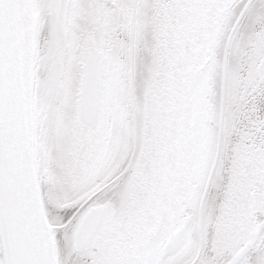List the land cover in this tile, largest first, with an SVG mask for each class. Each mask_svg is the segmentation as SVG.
I'll return each instance as SVG.
<instances>
[{
    "label": "rangeland",
    "instance_id": "obj_1",
    "mask_svg": "<svg viewBox=\"0 0 264 264\" xmlns=\"http://www.w3.org/2000/svg\"><path fill=\"white\" fill-rule=\"evenodd\" d=\"M98 1L80 0L78 11L72 8L68 15L65 34L58 15L60 0H36L45 23L36 53L61 57L58 71L68 63L67 56L72 55L76 42L102 48L104 35L111 34L112 45L100 116L91 127H83L78 121L75 68L70 67L68 77L61 80L55 73L40 74L38 61L34 102L38 113L40 107L47 109L40 114L44 120L37 119L38 134L46 128L44 142L50 155L47 198L51 196L53 205H69L79 187L85 192L91 187L92 182L82 180L79 185L81 180H76L82 179L85 170L99 171L103 178L125 159L127 164L131 161L125 172L131 173L130 187L143 195L142 201L134 197L141 203L143 219H154V208L165 204L175 203L177 210L179 202L187 199L190 179L189 193L195 205L201 195L198 186L200 181L205 182L216 146L222 36L238 12L233 16L232 8H226L230 0H137L136 9L141 12L147 2L151 11L157 5L159 11L148 12V19L136 13L129 52L130 4L117 3L125 12L124 19L117 14L103 18L97 8L104 6ZM235 31L228 52L218 158L203 205L202 219L217 222L214 227L208 226L210 232L214 231L212 246L216 254L210 255L207 264H216L221 253L227 259L264 215V132L251 141L253 124H264V110L259 105L264 96V0L251 3ZM205 40L220 46L215 52L207 44L210 60L204 71H197ZM145 111L149 115L146 118ZM73 145H81L77 167L70 155ZM44 182L43 178L42 195L47 189ZM121 182H126V176ZM243 187L249 199L250 191H254L251 203L255 214H251L255 220L251 222L246 220L250 209L241 208L245 203L240 195ZM231 206L237 207L235 214ZM74 222L56 236L62 242L65 264H85L83 259L88 255L75 254L70 247ZM248 264H264V229Z\"/></svg>",
    "mask_w": 264,
    "mask_h": 264
},
{
    "label": "water",
    "instance_id": "obj_2",
    "mask_svg": "<svg viewBox=\"0 0 264 264\" xmlns=\"http://www.w3.org/2000/svg\"><path fill=\"white\" fill-rule=\"evenodd\" d=\"M254 0H247L226 37L221 65L220 102L216 150L206 185L201 195L199 211L212 177L219 152L222 127L224 86L228 48L233 33ZM69 0H61L59 20L63 28ZM136 0H132L129 52L133 48ZM33 0H0V248L3 264H59L56 257L55 226L44 213L38 173L43 168L41 153L35 165V123L32 119L33 57L36 36ZM209 61L206 57L197 71ZM106 57L92 49L85 57L82 81L77 91L78 116L82 124H95L100 110L106 75ZM37 149V145H36ZM108 206L98 205L82 216L74 234L73 249L84 252L101 232ZM192 218L172 232L164 244L163 254L173 252L181 244ZM264 229V215L239 250L223 264H240L253 250ZM190 262L189 264H192Z\"/></svg>",
    "mask_w": 264,
    "mask_h": 264
},
{
    "label": "flooded vegetation",
    "instance_id": "obj_3",
    "mask_svg": "<svg viewBox=\"0 0 264 264\" xmlns=\"http://www.w3.org/2000/svg\"><path fill=\"white\" fill-rule=\"evenodd\" d=\"M75 1L74 2L76 3V5L73 2V0H69L68 3L65 26L63 28L61 27L65 34H67L69 29V25L67 24V22H68V15L71 9L74 8V10L77 11L79 9L78 3L80 0H75ZM118 1L121 3L123 1V4L124 2L130 4V11H129L130 14L129 24H130L131 16H132V0H99L98 3L103 4L105 11L102 12V7L99 6L97 8L98 13H100L103 16V18L107 16L109 17L112 14L115 15L117 14L120 19H124L123 15H125L124 14L125 12L123 9H119L117 7ZM37 3L36 0H34L37 28H36V36H35L34 63H33L34 66L33 97L35 98L36 95V68L38 66V61H39L40 73L42 74L52 73V75H54L55 73L54 76H58V78L60 77L61 80H63V78L68 77V73H69L68 71L70 70V67L73 69L75 68L74 71H76L75 74L77 75L75 76L74 79V81L77 84L76 85L77 88L75 90V98H77V90L79 88L80 82L82 81V74L84 72V61L86 54L90 50L95 48L101 50L103 54L106 56V78H105V82H106L107 73H108L107 63L109 61L108 49L112 48L110 40H108L109 37L106 36L104 37V43L102 44V48L94 47L91 45L83 46L81 42H76L74 44V51L72 55L71 56L68 55L67 56L68 58L66 59V61L68 63H71L72 65L70 66L69 64L67 66L68 63L66 64V66L61 65L59 71H58L59 69L58 65H59V61L61 62V57H59L57 54L55 55L52 54L51 56H47L44 55V53H42V55L39 56V54L36 53V44L38 40L40 42L43 38L41 34L42 32L41 28L44 27L43 25L45 24L44 16L42 15L43 14L42 9L41 7L39 9V7L36 6ZM136 5H137V0L135 4V9L137 8ZM60 6H61V0L58 6V12H60ZM58 12L56 10V15ZM75 15H77V12L75 13ZM135 18H136V14L134 15V19ZM66 68L68 69L66 70ZM47 70H50V72H46ZM34 98H33V105H34ZM33 105H32V109L34 116L35 108ZM253 125H254L253 128L254 130L251 141H255L256 139H258V137H260L264 132L263 123L260 125H255V124ZM45 145L47 146V144ZM75 147H76L75 145L72 146L71 154L70 153L69 154L73 156L74 167H77V164H79L81 145H78L77 148ZM43 154H42V158L44 162L43 168L38 172V174L40 181H42L44 178L45 180L44 184H47V173L50 167V155L48 156L47 149L43 151ZM121 162H125V163L123 165L121 164L122 166L119 164L117 168H114V170H110V172L103 178L101 177L102 175L100 174L101 172L95 171L93 173L92 183L95 180L96 183L93 184V187H92V183L91 184L89 183L91 187H89L86 192L83 190V188L79 187L77 193L73 195L72 203H70L69 205L67 204L65 205L63 203L60 205L59 204L53 205V199L51 198V196H48L47 198V195H45L46 200L44 201L45 202L44 207L45 210H48V212L49 210L53 209L54 211H56L57 214L61 216L63 213L68 212L70 206L72 208L74 207L73 208L74 210L72 211V215L69 218H67L66 223L70 224L71 222L75 221L74 222L75 228L77 227L81 216L85 213L87 209L93 206L104 205V204L108 206L103 228L101 232L95 235L94 242L89 247V249L81 253L74 251L73 252L75 254H81V255L86 253L88 256L85 259H83L85 264H189L193 260L194 262L192 264H196L199 261L200 264H207L209 257H211L210 255L216 254L212 246L214 231L210 232L208 226L214 227L217 224V222L216 223L214 221L208 222L206 219H202V215L204 218V212H205L203 210L204 202L201 211H199V203H200L199 198L197 204L193 205V202L191 203L192 197L191 194L189 193L192 187L190 181L191 179L189 180L187 199L179 202L180 206L178 207L177 210H175V205H174L175 203L165 204L166 207L164 205L158 206L154 208L156 210L157 218L155 217L156 219L154 218L152 220H146L143 219L142 206L140 201H138L139 199L141 200V196L143 195H139L140 193L137 194L134 193L131 189L132 187H130L129 191H132V194L128 197V199L136 200L137 203L135 205H133L132 203H126L127 197L123 195L124 194L123 188L125 185H128L127 180H129L130 178H128L129 174L125 173L127 171V160L122 159ZM90 173L91 172L89 170H85L84 173L82 174L83 176L82 179L81 178L76 179V180H81L78 181L80 183L79 185H82V180L90 176ZM125 176H126V182H121L123 180V177ZM206 179L203 185L200 181V184L198 186V190L199 188L202 187V189H200L201 192L203 191V188L205 186ZM109 187L110 190L113 189L111 190L112 192H105L104 189H109ZM46 188L47 189L45 191L46 193H48V189L50 190V183L49 185L47 184ZM240 190H242L240 195L244 196V198L242 197V201L245 202L241 205V208L247 206V208L250 209V214L246 216V220L247 221L249 220L251 222V219L255 220L251 214V213L255 214L254 202L251 203V199L253 200L254 197V191L252 190L250 191L249 194L251 195V199H249L246 197L245 188L244 187L242 189L240 188ZM134 197L137 198L138 200L135 199ZM231 207L232 209L230 210L235 214L238 211L237 207L236 206L234 208L233 206ZM176 211H178L177 214ZM162 213L164 215L161 218ZM187 215H192V218L185 230L183 241L173 252L164 255L163 251H164L165 241L172 232H174L176 229H178L181 226ZM218 216L220 217L221 214H219ZM220 224L222 227L223 223ZM60 226L62 225H59V227ZM56 231L58 230L55 229L54 232ZM72 234L71 236H73ZM250 234L251 231L249 233V236ZM248 238H246L242 242V244ZM57 244L58 243L56 241L57 257L59 258V262L61 264H65L64 256L61 255V252H59L58 255V248L60 251V246H58ZM242 244L239 245V247L235 252L229 254L228 255L229 257H227V259H229L231 255L236 253L239 250V248L242 246ZM97 255L102 256L101 257L102 259H99ZM218 255L221 259H219L218 262H216V264H223L227 259L222 258L223 257L222 253ZM250 257H251V251L247 254V257L240 264H248ZM103 258H104V262H103ZM0 264H3L1 250H0Z\"/></svg>",
    "mask_w": 264,
    "mask_h": 264
},
{
    "label": "bare ground",
    "instance_id": "obj_4",
    "mask_svg": "<svg viewBox=\"0 0 264 264\" xmlns=\"http://www.w3.org/2000/svg\"><path fill=\"white\" fill-rule=\"evenodd\" d=\"M157 2V1H156ZM141 4H143V3H141ZM144 5V6H143ZM142 6L145 8L144 9V12H141L139 9H136V13H137V15H146V18L145 19H148L147 17H148V12H153V11H159V9H158V5L157 6H154V9L151 11L150 10V7H149V5H148V2L147 3H144ZM147 9H148V11H147ZM138 10V11H137ZM105 10L102 8V12H104ZM138 12H139V14H138ZM146 22V21H145ZM121 26H122V24H121ZM122 29V28H121ZM122 31V30H121ZM123 33V32H122ZM108 36H109V34H108ZM226 36L227 35H225V38H226ZM224 38V40L226 41V39ZM108 40H110L111 41V39H110V37H109V39ZM208 40H205V42H203L202 43V48H203V50H204V52H203V57H208L209 59H210V55H208V54H210L209 53V50L207 49V44L209 43V42H207ZM225 41H224V45H225ZM103 42L104 41H102V44H103ZM209 45H212V47H214V50H215V52H217L218 51V49H219V46H220V43H217V42H213L212 41V43L210 42L209 43ZM112 46V45H111ZM229 48H230V46H229ZM229 48H228V52H229ZM223 49H224V46H223ZM223 49H222V47H221V53L223 54ZM221 57V56H220ZM227 61H228V56H227ZM226 61V68H227V64H228V62ZM221 65H222V58H221ZM203 71H204V69H203ZM37 103V102H36ZM34 108H35V111H34V116L32 117V119L34 120V123H35V134H36V145H37V152H40V151H45V149H47V147H46V145H45V142H44V139H45V134H46V128L44 127V128H42L41 130H40V133L38 134V125H39V122H38V124H37V119L38 118H40V119H42V116L43 115H40V114H42L43 112H47V109H46V111H44V109L42 108V107H40V109H39V113L36 111V105H35V102H34ZM50 110V109H49ZM139 112H141V111H139ZM159 112V111H158ZM141 114V113H140ZM161 114V113H160ZM146 116H149L148 115V111H145V114H144V112H143V117L144 118H146ZM41 121V120H40ZM70 126V125H69ZM128 133L130 134H132L133 135V131H128ZM129 143V142H128ZM130 145V144H129ZM126 159H127V157H126ZM129 162H131V161H129ZM129 164L130 163H128L127 164V166H129ZM136 164V163H135ZM62 168V167H61ZM95 171H92L91 173H90V176H88V177H86V178H84V182L85 183H90V182H92L93 181V173H94ZM92 174V175H91ZM129 174H131V173H129ZM129 181H130V179H129ZM49 183H50V181H48V179H47V184L49 185ZM75 183V182H74ZM76 184V183H75ZM109 185V184H108ZM54 187V186H53ZM104 188H106V187H104ZM129 189H130V184H128V185H125L124 186V188H123V191H124V194L123 195H125L126 197H129L131 194H132V191H129ZM111 190H113V189H111ZM110 190V187H109V189H104V191L105 192H112ZM41 201H42V206H44V201L41 199ZM126 203H132L133 205H135L136 204V200H132V199H128L127 198V201H126ZM74 208V207H73ZM71 206H70V208H69V210L68 211H73L74 209H73ZM47 212H44L45 213V215H46V217L48 218V221H49V223L52 225V223L56 226V228L58 229V231L59 232H61V233H63V231H65L67 228H69V226L71 225V224H68V223H66V221H67V219H65L64 218V216L63 215H59V214H57L56 213V211H54L53 209H51L49 212H48V210H46ZM54 217L56 218V220H54ZM61 217V219L60 220H57L58 218H60ZM58 221H60L59 222V225H62V226H58ZM115 231H116V228H115ZM61 235V234H60ZM56 241H57V245L58 246H60V251H59V248H58V252H61V255H63L64 256V254H65V252H64V250H63V248H62V242H60L61 241V239H59L57 236H56ZM70 243H72V239H71V242ZM242 244V242L240 243V245ZM0 250H1V248H0ZM198 252H199V250H198ZM98 256V258L99 259H102L101 257L102 256H99V255H97ZM106 258V257H105ZM103 262H104V258H103Z\"/></svg>",
    "mask_w": 264,
    "mask_h": 264
},
{
    "label": "trees",
    "instance_id": "obj_5",
    "mask_svg": "<svg viewBox=\"0 0 264 264\" xmlns=\"http://www.w3.org/2000/svg\"><path fill=\"white\" fill-rule=\"evenodd\" d=\"M244 2H245V0H230V2L226 5L227 6L226 8H229V9L232 8L231 9L232 15L234 16V13H237L241 9ZM232 19H233V17H232ZM232 19H231V21H232ZM225 35H226V31L224 32V36H222L223 39L225 38ZM218 95H219V88H218ZM260 100H261V102L259 103L260 108L264 110V96H261ZM202 172H203V168L201 169V171L198 172V174L200 173L199 175H201ZM198 174H197V178H198ZM178 205L180 206V204H178ZM143 208H144V206H143ZM142 212H143V209H142Z\"/></svg>",
    "mask_w": 264,
    "mask_h": 264
},
{
    "label": "snow or ice",
    "instance_id": "obj_6",
    "mask_svg": "<svg viewBox=\"0 0 264 264\" xmlns=\"http://www.w3.org/2000/svg\"><path fill=\"white\" fill-rule=\"evenodd\" d=\"M65 219L69 218L72 215V211H68L62 214Z\"/></svg>",
    "mask_w": 264,
    "mask_h": 264
}]
</instances>
